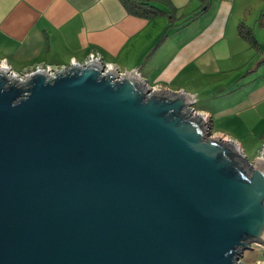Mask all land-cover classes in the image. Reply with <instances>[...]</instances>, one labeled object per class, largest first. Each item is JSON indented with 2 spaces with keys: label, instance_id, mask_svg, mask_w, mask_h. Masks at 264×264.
Listing matches in <instances>:
<instances>
[{
  "label": "water",
  "instance_id": "obj_1",
  "mask_svg": "<svg viewBox=\"0 0 264 264\" xmlns=\"http://www.w3.org/2000/svg\"><path fill=\"white\" fill-rule=\"evenodd\" d=\"M79 63L0 68V264H241L264 159L207 137L184 91Z\"/></svg>",
  "mask_w": 264,
  "mask_h": 264
},
{
  "label": "crops",
  "instance_id": "obj_2",
  "mask_svg": "<svg viewBox=\"0 0 264 264\" xmlns=\"http://www.w3.org/2000/svg\"><path fill=\"white\" fill-rule=\"evenodd\" d=\"M154 4L159 12L147 17L128 12L121 0H0V60L14 71L17 66L27 72L40 62L66 65L95 53L122 72H138L150 87L166 90L173 88L163 82L189 63L211 66L217 57L239 54L252 61L247 73L264 65V0H210L202 13L188 21L184 20L199 10L200 0ZM240 22L250 28L255 45L238 33ZM232 38L243 41V46L236 42L238 49L230 53ZM246 91L241 102L248 99L247 105L262 109L253 112L254 124L261 125L256 134L262 141L264 71L262 82ZM190 99L196 110L209 115L212 128L208 105L194 104L192 95ZM214 132L238 143L244 154L243 146L229 134Z\"/></svg>",
  "mask_w": 264,
  "mask_h": 264
},
{
  "label": "rangeland",
  "instance_id": "obj_3",
  "mask_svg": "<svg viewBox=\"0 0 264 264\" xmlns=\"http://www.w3.org/2000/svg\"><path fill=\"white\" fill-rule=\"evenodd\" d=\"M244 20L242 19V21ZM236 42L243 46L241 43L243 41H236L234 38L229 39L230 53L238 49ZM213 49H218L217 52L220 51L215 46ZM262 54L261 56L263 57L264 55ZM249 59L244 58V55L230 54L228 58H225V56L224 58L217 57V60H213L214 62L211 66H207L206 62L189 63L183 70L171 75L169 80L163 83L172 87L173 90H183L185 93L192 95L195 99L194 104L198 106L208 105L211 111L212 128L208 123L210 120L209 115L206 116L204 112L196 110L193 107V103L191 104L192 110L195 113L202 114L207 120L209 126L207 137L219 135L214 131H222L229 134L243 146L246 158L252 161L255 160V154L261 144L260 138L256 134L260 130L261 125L254 124L253 112H261L262 109L259 105H247L248 99L241 102V97L243 92H247V88L262 82L264 65L262 64L263 66L261 65L262 67L260 66L259 70L247 73L246 69L252 62H247ZM16 63L19 62L16 60ZM40 63L38 65H47L45 62ZM262 63H264V59ZM13 67L18 72H24L19 71V68H16L17 66ZM219 138L229 139L222 135H219ZM260 245L264 246L263 243L252 242L250 248L244 249L241 259L246 264H255L257 259L263 258V250L261 251Z\"/></svg>",
  "mask_w": 264,
  "mask_h": 264
},
{
  "label": "built area",
  "instance_id": "obj_4",
  "mask_svg": "<svg viewBox=\"0 0 264 264\" xmlns=\"http://www.w3.org/2000/svg\"><path fill=\"white\" fill-rule=\"evenodd\" d=\"M93 61L94 62H98V63L101 64V66L103 68V71H102L103 74L106 73V72H108L109 69L114 70L118 74V76H120V75H122L124 73V72L120 71L119 69L115 68L112 64L103 61L101 59L100 55L95 54V53H90L87 56L86 60H84L83 62H79V61H76V60L72 59L70 61V63L69 64H66V65L65 64L59 65V66H53V65H49V64H47L46 66L37 65L32 70L27 71V72H24V73H19V72L14 71L11 68V66L6 62V60H4V59L0 60V68H1V66L7 67L10 75H14V76H16L19 79H23V77H24L25 74H28V73L34 72V71H39V70L46 71L49 76H52L53 77V76L56 75V71L57 72L61 71L63 69V67H64V69H66L67 67L73 65V63H75V64L79 63L80 65H82V64L89 63V62H93ZM133 73L136 74L137 76H140L138 74V72H136V71H133ZM257 157L264 159V138H263V140L261 142L260 147L258 148V152H257L256 158ZM260 249H261V251L263 250V252H262L263 258L257 259L256 262H255V264H264V246L263 245H260ZM238 261L241 264H246L241 259V257L238 259Z\"/></svg>",
  "mask_w": 264,
  "mask_h": 264
},
{
  "label": "trees",
  "instance_id": "obj_5",
  "mask_svg": "<svg viewBox=\"0 0 264 264\" xmlns=\"http://www.w3.org/2000/svg\"><path fill=\"white\" fill-rule=\"evenodd\" d=\"M155 1L167 2V0H121L122 4L124 5V7L127 9L128 12L144 15L147 17L152 16L159 12L158 8L154 4ZM200 1H201V6L199 10L193 13L191 16H188L184 21H188L190 18H193V16L196 17L198 14L202 13L210 2V0H200ZM238 33L240 34V36L245 38L252 45L256 44V41L253 35L251 34L250 28L247 25H245L244 22H240L238 24Z\"/></svg>",
  "mask_w": 264,
  "mask_h": 264
},
{
  "label": "bare ground",
  "instance_id": "obj_6",
  "mask_svg": "<svg viewBox=\"0 0 264 264\" xmlns=\"http://www.w3.org/2000/svg\"><path fill=\"white\" fill-rule=\"evenodd\" d=\"M132 72V71H131Z\"/></svg>",
  "mask_w": 264,
  "mask_h": 264
}]
</instances>
